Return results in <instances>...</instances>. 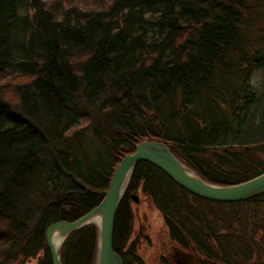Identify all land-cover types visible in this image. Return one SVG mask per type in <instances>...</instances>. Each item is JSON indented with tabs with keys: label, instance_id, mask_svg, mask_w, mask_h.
Instances as JSON below:
<instances>
[{
	"label": "trees",
	"instance_id": "trees-1",
	"mask_svg": "<svg viewBox=\"0 0 264 264\" xmlns=\"http://www.w3.org/2000/svg\"><path fill=\"white\" fill-rule=\"evenodd\" d=\"M260 19L264 0H0V264H53L47 228L98 205L141 141L167 144L212 183L264 172V140L230 141L257 100ZM135 192L184 248L240 264L237 252L264 246L236 225L264 214V191L216 201L140 161L114 222L123 264H148ZM98 236L95 223L73 230L62 264H96Z\"/></svg>",
	"mask_w": 264,
	"mask_h": 264
},
{
	"label": "water",
	"instance_id": "water-1",
	"mask_svg": "<svg viewBox=\"0 0 264 264\" xmlns=\"http://www.w3.org/2000/svg\"><path fill=\"white\" fill-rule=\"evenodd\" d=\"M140 161H148L157 166L188 191L216 201H243L264 191V172L235 184L212 183L182 162L167 144L155 140L141 141L134 152L122 158L113 173L107 192L98 205L73 221H56L47 228L46 238L53 264H62L61 247L68 235L92 222L98 225L99 230L96 264L124 263L122 256L113 247L114 222L117 208L128 189L135 166ZM132 196L138 200L136 194ZM95 217L98 219L95 220ZM55 230H59L63 235L58 247L53 239ZM209 262L208 264H223L217 261Z\"/></svg>",
	"mask_w": 264,
	"mask_h": 264
},
{
	"label": "rangeland",
	"instance_id": "rangeland-1",
	"mask_svg": "<svg viewBox=\"0 0 264 264\" xmlns=\"http://www.w3.org/2000/svg\"><path fill=\"white\" fill-rule=\"evenodd\" d=\"M260 25H262L260 27L264 33V20L260 19ZM261 30L257 28L253 29L256 38L261 33ZM261 36L264 38V34H261ZM253 45L252 52L258 49L259 54L264 56V42L256 40ZM249 82L257 94V100L251 105L246 114L243 115L238 127L239 132L233 134V138L230 141L253 143L264 140V65L253 70L249 77ZM259 155H262L261 159L264 160V154L259 153ZM135 193H138L139 197L138 201H133L135 234L144 232L151 237L150 242H141L140 252L145 256L144 258L149 264H164L162 257L171 261L173 254L176 253L175 249L178 250L179 246L170 239L163 215L155 207L150 197L143 195L141 192ZM252 207L247 206V209L252 210ZM263 209L264 206L260 210L262 211Z\"/></svg>",
	"mask_w": 264,
	"mask_h": 264
},
{
	"label": "flooded vegetation",
	"instance_id": "flooded-vegetation-1",
	"mask_svg": "<svg viewBox=\"0 0 264 264\" xmlns=\"http://www.w3.org/2000/svg\"><path fill=\"white\" fill-rule=\"evenodd\" d=\"M239 219L240 220L236 225L241 230L242 234L247 236H258V238L264 237V214H259L258 216L242 214L239 216ZM150 240L151 237L148 236V238L143 239L142 242H150ZM178 246L179 249H175L176 253L173 254L171 261H168L166 258L162 257V262L164 264H208L210 263L209 261H217L223 264H229L223 260L206 256L205 253H203L202 250L196 246H190L189 248H184L180 245ZM244 248L245 250L237 252L235 256L238 261H241L240 264H264V246L259 248L255 245H252L246 246ZM141 255L143 258L145 257L142 253ZM144 260L146 261L145 258Z\"/></svg>",
	"mask_w": 264,
	"mask_h": 264
},
{
	"label": "bare ground",
	"instance_id": "bare-ground-1",
	"mask_svg": "<svg viewBox=\"0 0 264 264\" xmlns=\"http://www.w3.org/2000/svg\"><path fill=\"white\" fill-rule=\"evenodd\" d=\"M97 219H98V217H95V220H97ZM53 239H54L56 246L58 247L59 244L61 243L62 239H63V235H61L59 230H55V232L53 233Z\"/></svg>",
	"mask_w": 264,
	"mask_h": 264
}]
</instances>
